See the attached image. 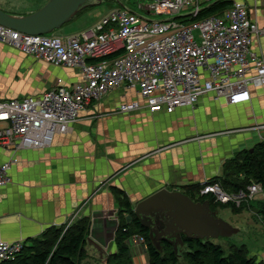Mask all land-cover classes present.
I'll return each mask as SVG.
<instances>
[{"label": "crops", "instance_id": "obj_1", "mask_svg": "<svg viewBox=\"0 0 264 264\" xmlns=\"http://www.w3.org/2000/svg\"><path fill=\"white\" fill-rule=\"evenodd\" d=\"M243 1L249 18L261 24L264 0ZM4 12L24 16L32 11ZM94 20L76 28L79 22L72 24L57 35H73ZM250 50L264 60V38L253 37ZM77 80L73 69L51 67L0 43V101L36 97L55 83ZM248 91V101L236 105L206 94L193 108L169 114L144 109L116 114L122 102L142 103L134 91L120 88L91 102L48 148L12 151L0 146V165L10 163L8 181L0 187V242L27 245L49 229L87 218L86 238L102 253L86 243L81 264H106L114 252L118 193L132 210L164 187L181 192L207 183L220 175L225 160L264 142V129L255 128L264 125V87ZM133 237L124 240L131 263L147 264L144 246ZM256 259L264 264V252Z\"/></svg>", "mask_w": 264, "mask_h": 264}, {"label": "built area", "instance_id": "obj_2", "mask_svg": "<svg viewBox=\"0 0 264 264\" xmlns=\"http://www.w3.org/2000/svg\"><path fill=\"white\" fill-rule=\"evenodd\" d=\"M229 1L220 14L199 17L204 8L199 0H148L146 13L166 20H145L126 8H115L68 36L26 35L0 25L1 44L78 75L77 81L55 83L39 96L0 101V146L12 151L48 148L55 135L68 133L91 102L120 88L134 91L142 103L122 102L116 114L142 109L169 114L176 108H193L206 94L227 105L247 102L250 86L264 87V60L250 50L253 37L264 38V10L263 22L257 24L243 0ZM182 12L187 14L179 17ZM9 166L0 165V187L8 181ZM205 195L238 207L261 200L262 190L251 183L226 194L217 184L203 183L198 196ZM23 247L22 241L0 242V262L13 260Z\"/></svg>", "mask_w": 264, "mask_h": 264}, {"label": "trees", "instance_id": "obj_3", "mask_svg": "<svg viewBox=\"0 0 264 264\" xmlns=\"http://www.w3.org/2000/svg\"><path fill=\"white\" fill-rule=\"evenodd\" d=\"M105 1L113 4L109 7L111 9L126 8L121 0ZM89 6L86 3V6L72 20ZM229 6V0H217L204 7L199 17L220 14ZM207 183L217 184L226 194L242 191L251 183L259 184L264 192V142L255 144L250 150L239 151L225 160L220 167V175ZM199 189V185L188 186L181 193L193 202L206 201L210 211L219 208L239 214L251 207L248 202H241L238 207H235L231 202L226 204L214 202L211 195L199 197ZM195 195L196 199H194ZM116 199L120 210L116 216L117 226L112 240L114 252L106 256V264H132L128 249L124 244V240L131 235L142 239L141 244L144 246L147 264H263L255 257L247 256L243 246L230 245L224 250L210 240L186 239L183 236H180L181 244L176 245L175 251L167 241H160L159 249H156L148 236L147 229L142 227L134 217L127 199L120 193ZM257 202L262 204L264 198ZM256 209L258 216L264 222V206ZM88 229L87 218L75 221L64 231L63 227L49 229L38 238L31 240L29 244L24 243L23 249L13 260L2 261L0 264H81L87 257L84 247Z\"/></svg>", "mask_w": 264, "mask_h": 264}, {"label": "water", "instance_id": "obj_4", "mask_svg": "<svg viewBox=\"0 0 264 264\" xmlns=\"http://www.w3.org/2000/svg\"><path fill=\"white\" fill-rule=\"evenodd\" d=\"M87 0H47L38 10L24 16H13L0 10V25L26 35H47L69 23ZM257 214V209H252ZM132 213L146 228L156 249L159 242L167 241L175 251L180 236L186 239L214 240L229 238L238 230L215 217L208 203L193 202L179 191L164 187L139 200ZM86 243L92 245L86 238ZM98 253H102L92 245Z\"/></svg>", "mask_w": 264, "mask_h": 264}, {"label": "rangeland", "instance_id": "obj_5", "mask_svg": "<svg viewBox=\"0 0 264 264\" xmlns=\"http://www.w3.org/2000/svg\"><path fill=\"white\" fill-rule=\"evenodd\" d=\"M47 0H0V10L8 12H22V11H32L35 12L42 5L46 3ZM122 3L126 6L130 12L141 17L145 20L150 21H164L167 18L164 16H153L146 13L144 6L148 3V0H121ZM217 0H199L200 7H206ZM108 1H99V0H87V3L90 5L85 11L81 13L80 18H76L68 25L61 27L56 30L53 35L62 34L64 29L69 28L72 24H77L73 26L76 28L79 25H85L91 22L96 18L97 21L102 15H104L111 5L107 3ZM126 2V4H125ZM140 5V7H138ZM31 12V13H32ZM187 13L182 12L178 16H185ZM263 142V141H262ZM255 145V144H254ZM253 145V146H254ZM252 146V147H253ZM251 147V148H252ZM250 148V149H251ZM249 149V150H250ZM197 196H194L196 199ZM262 198H264V192L262 191ZM262 203V202H261ZM250 209H245L239 214H234L231 210L228 209H219L215 208V217L221 219L229 226L238 230V232L229 237V238H217L210 240L214 244H218L222 249L226 250L228 246H243L247 256H252L255 258L259 257V253L264 252V222L257 214L252 213V209L261 208L264 206V202L259 204L257 201L249 202ZM135 239V237H133Z\"/></svg>", "mask_w": 264, "mask_h": 264}]
</instances>
